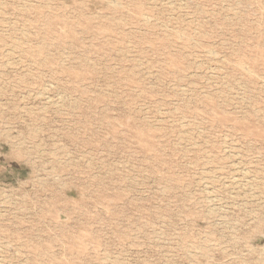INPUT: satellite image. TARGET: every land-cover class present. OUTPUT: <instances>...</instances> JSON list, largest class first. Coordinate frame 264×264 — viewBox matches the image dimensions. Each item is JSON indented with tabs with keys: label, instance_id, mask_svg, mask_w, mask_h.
<instances>
[{
	"label": "rangeland",
	"instance_id": "1",
	"mask_svg": "<svg viewBox=\"0 0 264 264\" xmlns=\"http://www.w3.org/2000/svg\"><path fill=\"white\" fill-rule=\"evenodd\" d=\"M0 264H264V0H0Z\"/></svg>",
	"mask_w": 264,
	"mask_h": 264
}]
</instances>
